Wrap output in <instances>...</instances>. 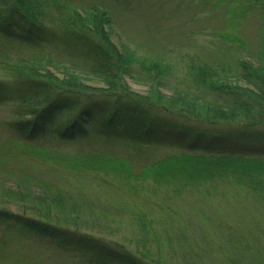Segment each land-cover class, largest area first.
<instances>
[{
	"label": "trees",
	"instance_id": "1",
	"mask_svg": "<svg viewBox=\"0 0 264 264\" xmlns=\"http://www.w3.org/2000/svg\"><path fill=\"white\" fill-rule=\"evenodd\" d=\"M74 1L0 0V104L14 112L0 120L3 144L60 155L78 174L112 175L131 196H142L136 182L151 179L166 192L162 203L181 200L193 212L174 214L166 249L160 219L142 205L129 221L132 237L140 235L135 250L83 230L86 216L71 212L44 220L2 209L3 241L25 230L83 252L89 264H264V0H230L263 17L257 49L225 32L180 65L117 44L110 12ZM31 45L41 54L28 53ZM80 73L104 85L84 83ZM161 87L183 93L169 100ZM46 138L75 149L39 146ZM167 143L181 150L161 154Z\"/></svg>",
	"mask_w": 264,
	"mask_h": 264
},
{
	"label": "rangeland",
	"instance_id": "2",
	"mask_svg": "<svg viewBox=\"0 0 264 264\" xmlns=\"http://www.w3.org/2000/svg\"><path fill=\"white\" fill-rule=\"evenodd\" d=\"M74 2L86 8L95 4L98 9H107L113 22L110 25L111 36L117 44H127L138 53L165 57L178 65L187 62L188 54L202 51L203 47L214 46L225 32H240L255 49L259 45L258 32L263 17H259L257 8L247 12V5H241L237 1ZM240 14L241 16H238ZM250 48L251 54L257 51ZM25 49L32 55L41 54V48L38 46L31 45ZM61 71L63 69L58 72ZM80 74L84 83L104 85L98 75ZM127 80L133 90L141 93L147 91L146 85L137 83L132 78ZM161 89L169 100H176V93H183L165 87ZM13 115L10 103L0 104V120ZM6 139L7 134L0 128V210L5 209L44 220H49L50 215L61 212L74 213L78 215L76 218L86 216L83 220L86 221L83 230L120 241L132 250L137 249L135 240L137 236L140 237H132L134 225L129 223L134 215L132 210H137V205L150 210L156 222L160 219L161 225H155L160 232V238L165 232L158 241L159 246L164 249L168 247L165 245L168 242L167 234H173L175 231L176 224L171 221L175 217L174 214L187 218L193 212L188 210L186 202L181 200L162 203L166 192L161 193L159 185L151 179L136 182L137 193H142V196H131L125 193L124 186L112 175L101 173L95 176V172L78 174L80 171L64 163L60 155L32 156L13 146L10 150L3 144L5 142L8 145ZM38 145L59 148L64 152L75 149L73 146H60L50 138ZM157 149L161 154L181 150L170 143L161 144ZM59 193L62 200H58ZM146 194L151 196L150 201L145 198ZM66 201L69 208L65 205ZM132 206H136L135 209ZM206 212L214 213L207 209ZM23 232H13L8 241H3L0 236V264H89L83 252L61 246L28 231ZM145 246L150 249L153 257L157 256L159 246L156 243L150 241ZM166 257L167 254L164 258ZM176 259L171 258L172 261Z\"/></svg>",
	"mask_w": 264,
	"mask_h": 264
}]
</instances>
